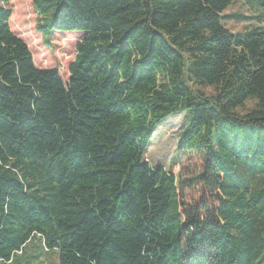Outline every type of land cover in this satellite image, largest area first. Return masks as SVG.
Listing matches in <instances>:
<instances>
[{
    "label": "trees",
    "instance_id": "obj_1",
    "mask_svg": "<svg viewBox=\"0 0 264 264\" xmlns=\"http://www.w3.org/2000/svg\"><path fill=\"white\" fill-rule=\"evenodd\" d=\"M8 1L0 264H264V28L227 29L249 19L222 15L234 0H32L44 45L81 34L64 82L35 66ZM183 110L177 151L200 163L175 175L145 153Z\"/></svg>",
    "mask_w": 264,
    "mask_h": 264
},
{
    "label": "rangeland",
    "instance_id": "obj_2",
    "mask_svg": "<svg viewBox=\"0 0 264 264\" xmlns=\"http://www.w3.org/2000/svg\"><path fill=\"white\" fill-rule=\"evenodd\" d=\"M5 6L10 7L11 29L20 36L27 44L34 64L37 68H57L60 77L64 82L68 80V68L76 54V43L80 40V33H53L50 45H44L41 34L36 29L39 15L35 12L32 0H9ZM222 15L247 16V20L223 19L225 27L232 32H243L253 26L264 28V7L256 4H247L244 0H234L223 12ZM205 91L213 92L212 87H205ZM251 103H247L239 112L243 113ZM188 111L179 113L162 120L155 129L149 148L145 153V160L151 165H159L166 170H171L177 175L181 170L186 173V168H198L200 160L193 157L190 161L180 158L177 151V140L180 131L187 120ZM187 198L197 197L194 190H186ZM28 245L29 253L38 252V241H32ZM42 264H53L48 255L42 254ZM35 264V263H32Z\"/></svg>",
    "mask_w": 264,
    "mask_h": 264
}]
</instances>
